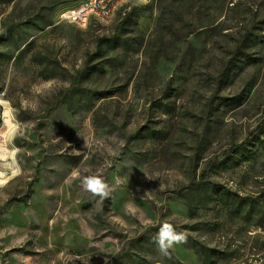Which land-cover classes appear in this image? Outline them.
<instances>
[{"label":"rangeland","instance_id":"obj_1","mask_svg":"<svg viewBox=\"0 0 264 264\" xmlns=\"http://www.w3.org/2000/svg\"><path fill=\"white\" fill-rule=\"evenodd\" d=\"M52 1L0 0V98L12 109L0 164L20 168L0 167V264H131L118 255L162 221L202 223L185 233L217 249L216 264H264V0L134 4L151 13L115 50L106 40L123 11L79 29L60 14L85 0ZM247 31L259 35L249 62L237 52ZM99 65L83 83L99 98L74 95ZM194 169L216 196L191 218L177 199ZM88 176L109 195L84 191ZM146 259L202 264L185 244Z\"/></svg>","mask_w":264,"mask_h":264},{"label":"trees","instance_id":"obj_2","mask_svg":"<svg viewBox=\"0 0 264 264\" xmlns=\"http://www.w3.org/2000/svg\"><path fill=\"white\" fill-rule=\"evenodd\" d=\"M167 1L171 2L176 9L178 8H192L194 12H198V0H161V3H166ZM62 0H53L52 1V9L61 4ZM148 9H144L142 11H137L136 8H131L121 18V21L117 25L114 35L106 40V46L111 50H115L118 46L129 45L133 42L132 35H128L130 32H133L136 29L138 20L140 16L149 15L151 12L147 11ZM123 13V12H122ZM214 21H211L208 26H214ZM262 25V24H261ZM197 25L194 24L192 29L188 30L184 38L188 39L192 34H195ZM260 31H262V27H260ZM179 30H174V34H178ZM258 34H254L253 31H247L243 35V39L240 41V44L237 46V52L241 55L244 60L247 62L250 61L247 49L251 47L258 41ZM181 40V39H180ZM105 41H101L97 48V53H101L103 47L105 46ZM143 40H139V45L142 46ZM165 56L167 60H173L174 58L166 56L164 53L157 55V59ZM104 72V65L99 66H87L85 67L80 74L78 75V84L72 88L73 94H78L81 99L92 101L93 99L99 98L100 95H95L87 88L84 87L83 83L90 80L96 73ZM76 80V78H75ZM154 132V131H153ZM197 169V167H195ZM194 169V178L192 185L190 187L185 188L181 193H179L180 198L177 199L181 204H183L189 212L191 218H194L198 212L208 210L211 208V204L215 201V183L208 180V173L203 171L202 174L198 177L196 170ZM22 202H28V199L20 200ZM227 201L223 200L222 204H226ZM167 223L172 224L178 232L190 231V232H199L202 230V223L198 222L194 225H177L172 221H166ZM165 223L162 221L161 224H157L152 227L149 232L139 236L132 242V251H129L126 255H123V251L118 255L117 258L121 260H126L131 264H148L150 261L146 259V256L149 252V247L157 246L153 237L158 232L159 227ZM149 234V236L147 235ZM187 240L185 244L186 246L191 247L195 250L196 255L202 264H216L220 257V252L217 249L208 247L203 245L202 243L194 240L192 237L185 233ZM153 244V245H152Z\"/></svg>","mask_w":264,"mask_h":264},{"label":"clouds","instance_id":"obj_3","mask_svg":"<svg viewBox=\"0 0 264 264\" xmlns=\"http://www.w3.org/2000/svg\"><path fill=\"white\" fill-rule=\"evenodd\" d=\"M0 107L5 109L2 116L9 117L12 111L10 102L0 98ZM9 122L10 121L6 120V124ZM14 151H19V149H14ZM7 152L8 149L6 144H0V161L7 159ZM6 166L12 168L13 175L19 174L20 168L15 162H13L12 165L0 164V167ZM73 174H75V171ZM5 177L6 173L0 172V186H3L7 182ZM82 187L84 191L91 193L93 196L105 198L109 195L107 190L108 185L97 176L85 177L82 181ZM153 239L157 245L158 251L162 255L168 256L169 250L176 245L186 243L187 237L184 232H178L172 224L165 222L159 227Z\"/></svg>","mask_w":264,"mask_h":264},{"label":"built area","instance_id":"obj_4","mask_svg":"<svg viewBox=\"0 0 264 264\" xmlns=\"http://www.w3.org/2000/svg\"><path fill=\"white\" fill-rule=\"evenodd\" d=\"M135 4V0H129L128 9H122L124 14L129 11L132 5ZM98 5H106L107 0H85L79 3V9L73 12H61L60 19L63 23L73 25L79 29H85L88 27L89 21L96 20V8ZM1 111H5L3 107H0V134L3 130L9 128L10 123L6 124V121L1 120Z\"/></svg>","mask_w":264,"mask_h":264},{"label":"bare ground","instance_id":"obj_5","mask_svg":"<svg viewBox=\"0 0 264 264\" xmlns=\"http://www.w3.org/2000/svg\"><path fill=\"white\" fill-rule=\"evenodd\" d=\"M154 0H135V4H143L148 5L153 3ZM128 2L129 0H107V6L106 5H98V8H96V19L102 20L106 23L111 22L119 12L122 11V9H128ZM79 9V4L74 5L72 7L64 9L62 12H73ZM124 14V12H123ZM92 21H89L88 26L91 24ZM4 96V94H3ZM4 111H1V120H8L11 121V117H3ZM8 128L6 130H3L0 134V144H3V136L7 132ZM7 154V153H6Z\"/></svg>","mask_w":264,"mask_h":264}]
</instances>
